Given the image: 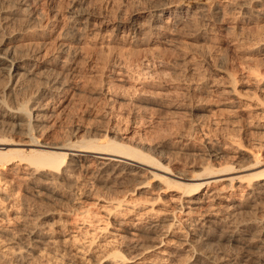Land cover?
Returning <instances> with one entry per match:
<instances>
[{
    "label": "rangeland",
    "instance_id": "374dc122",
    "mask_svg": "<svg viewBox=\"0 0 264 264\" xmlns=\"http://www.w3.org/2000/svg\"><path fill=\"white\" fill-rule=\"evenodd\" d=\"M34 1L38 2L35 7L45 16L41 62L52 56L62 60L57 49L63 33L72 35L69 10H84L90 25L85 33L75 37L76 41L71 38L74 43L69 42L73 44V56L69 72L62 77L65 92L56 95L53 102L59 115L49 119L48 128L39 138L41 142L67 139L72 134L74 142L111 140L159 164L156 170H151L155 175L163 176V171L168 170L174 178L192 170L196 172L199 166L207 163V157L198 152L205 142H215V148H224L221 161L235 162L236 167L249 164L248 153L252 150L255 133L264 137V52L257 51L258 45L264 43V8L250 21L247 17L226 13L219 24L204 26L205 22L198 20L173 35L165 34L160 38L147 30L133 35L126 27L134 19L144 24L147 15L156 12L160 4H180L185 10L188 1L205 0ZM220 1L221 4L225 2ZM54 63L51 68L57 70ZM106 88L107 93L104 92ZM76 128L79 130L75 131ZM104 135L108 137L105 139ZM234 152L236 158L231 156ZM88 165L87 176L78 177L83 185L80 197L66 182L57 186L59 195L52 199L34 198L33 190L17 180L4 186L6 193L14 196L10 214L18 210L32 217L48 214L36 222L38 228L53 232L54 237L68 239L60 244L59 264H111L104 262L101 252L108 235L93 231L101 226L96 214H101L99 208L107 205V199L111 202L120 199L127 205L137 202L147 207L150 204L155 213L148 215L152 218L146 216L144 222L161 217L179 202L181 191L159 186L156 179H149L147 175L134 177L135 180L127 177L116 184L106 174L96 175L93 162ZM19 171L21 174V167ZM142 182L145 186L140 185ZM224 186L227 185L221 183L218 187L221 191L216 192L212 203L225 204L224 199L229 194L232 201L237 200L240 192ZM75 198L83 202L81 207L73 206ZM86 208L89 212L81 214ZM135 213H113L110 220L117 218L128 222ZM210 213L198 217L205 219ZM248 217L249 213L240 216L241 219ZM76 222L85 227L76 236L77 241L68 237L75 236L71 232L76 231L77 226L82 228ZM172 235L175 238H161L165 244L159 246L160 249L174 251L173 257L163 264L189 263L193 256L184 251V244L177 243L178 234ZM18 237L20 242L26 243L25 233H18ZM90 241L93 242L91 254L84 251ZM143 242L144 247L152 246L148 241ZM122 250L123 256H134L131 251ZM159 251L152 249L145 258H150L151 264H162L157 261ZM92 255L94 263L90 260ZM10 262L12 259L7 263ZM32 264L45 263L36 260Z\"/></svg>",
    "mask_w": 264,
    "mask_h": 264
},
{
    "label": "bare ground",
    "instance_id": "6f19581e",
    "mask_svg": "<svg viewBox=\"0 0 264 264\" xmlns=\"http://www.w3.org/2000/svg\"><path fill=\"white\" fill-rule=\"evenodd\" d=\"M35 3L34 0H0V264H10L7 263L9 259H12L11 264H32L36 260L59 264L60 244L68 241L65 237H54L53 232L38 228L36 222L48 214L32 217L19 210L10 214L14 196L6 193L4 186L17 180L33 190L34 198L52 199L59 195L57 186L66 182L77 190L79 196L83 185L78 177L87 176L86 170L90 166L86 164L89 162L96 166V175L106 174L116 184L127 177L147 175L149 179H156L159 186L181 191H178L179 202L176 200L178 203L169 212L161 217L156 215L157 219L147 222H144L145 217L155 213L150 204L147 207L137 202L127 205L120 199L117 202L107 199V205L99 208L102 215L96 214L101 219V226L93 229L94 234L108 235L104 248L101 247L103 250L100 249L104 262L151 264L150 258H145V255L156 249L160 250L157 261L163 264L173 257L174 251L161 250L160 247L165 244L161 238H175L172 234H178L177 243L184 244V251L193 256L187 264H264V137L259 134L255 133L251 141L247 166L236 167L235 162L221 161L224 148H215V142H205L198 152L207 157V163L199 166L198 171L192 170L178 178H174L168 170L163 171V176L155 175L151 170H156L159 164L129 146L111 140L102 143L94 139L74 142V134L50 143L39 140L48 128L49 119L58 114L53 107L54 97L65 92L62 77L67 73L73 56V44L69 42L74 41L71 38L85 33L90 25L84 10H69L68 23L72 35L63 33L62 43L57 49L62 60L52 56L41 62L39 56L44 45L45 16L38 11ZM179 5L160 4L156 12L147 15L144 24L134 19L126 30L133 35L147 30L162 38L165 34H175L183 26L194 25L198 20L205 22L204 26L219 24L226 13L247 17L250 21L264 8V0H225L222 4L220 0L188 1L185 10ZM257 51L264 52V43L258 45ZM53 63L58 71L55 68L52 70ZM107 89L104 92L107 93ZM103 137L106 139L108 136ZM232 154L236 158L237 154ZM20 167L22 173L18 174ZM242 172L247 173L243 175ZM144 183L140 185L145 186ZM221 183L222 186L223 183L227 185L225 188L239 191V199L232 201L229 194L224 199L225 204L212 203L216 192L221 191L218 189ZM72 203L73 206L83 205L76 198ZM82 211L81 214L89 212L87 208ZM209 211L210 217H198ZM134 212L133 219L128 222L117 218L110 220L113 213ZM244 213H249L250 217L241 219ZM81 222L84 223V220ZM78 224L82 228L76 224V231L71 232L75 236L69 233V239L77 238L79 232L85 229L83 224ZM20 232L25 233L26 243L20 242ZM179 234H182V239ZM143 240L152 246L144 247ZM92 245L93 242H88L84 251L91 254ZM214 246L217 248H212ZM122 249L131 251L134 256H123ZM92 257L90 260L94 263L95 256ZM6 258H9L8 261Z\"/></svg>",
    "mask_w": 264,
    "mask_h": 264
}]
</instances>
